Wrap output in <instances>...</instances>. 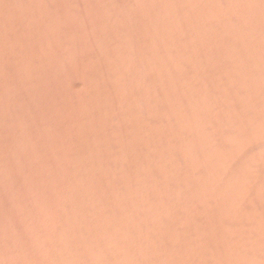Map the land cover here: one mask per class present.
Wrapping results in <instances>:
<instances>
[{
	"label": "rangeland",
	"instance_id": "obj_1",
	"mask_svg": "<svg viewBox=\"0 0 264 264\" xmlns=\"http://www.w3.org/2000/svg\"><path fill=\"white\" fill-rule=\"evenodd\" d=\"M0 264H264V0H0Z\"/></svg>",
	"mask_w": 264,
	"mask_h": 264
}]
</instances>
